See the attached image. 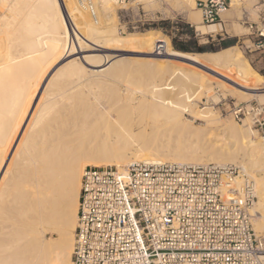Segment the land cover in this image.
<instances>
[{
	"label": "bare ground",
	"instance_id": "obj_1",
	"mask_svg": "<svg viewBox=\"0 0 264 264\" xmlns=\"http://www.w3.org/2000/svg\"><path fill=\"white\" fill-rule=\"evenodd\" d=\"M8 1L0 0V5ZM146 1L151 2L152 0ZM66 2L65 0H63V3L62 0H16L13 6L12 4L10 5L13 8L11 10L12 13L15 11L19 15V27L15 29L18 35L16 32H13L14 34L10 33L11 37L9 35V39L12 38V43H9L10 49H8L10 53L6 51L8 59L0 62V155L3 154V151H7L10 146H13V148L5 166L3 165V171L0 173V191L5 179L4 173H7L8 164L13 156L18 161V158L24 153L23 151L28 150L29 152L36 144L37 154L35 157H38L37 160L40 163H37L38 166L36 165L37 168L32 173L28 172V181H26L27 178L24 181H20V179L19 181L14 180L13 184L15 188L9 187L11 182L6 184L8 188L5 187L7 188L5 191L8 194H11L10 192L13 194V196H10L11 198L13 197L14 204L11 206H13L14 215L13 217H11V214L10 216L8 215L7 219L9 222H13L8 227L9 233L7 232V234L10 236L6 239L0 236V238L5 239V241L0 242V264H73L74 233L77 226L81 178L85 167V163L82 161L83 156H86L87 158H83L88 159L95 166L117 165V168L123 174H126V171L134 162L165 159H171V161L165 160L166 162L176 163L196 162L216 163L225 166L232 165L237 170L238 166H240L242 174L248 175L249 183L253 185V196L258 197L253 210L256 212L258 219L264 218V142H261L260 139H253L256 131L252 129V116L249 115L241 118L240 121L238 120L231 125L220 127L216 132L211 131L203 135H196V132L193 131H189V133L179 131L185 122V112H188L193 118H209L210 111H196L189 104L190 101H193L199 95L198 93L201 90L206 89V87L207 89H211L206 86L208 84H206V81L222 82L236 92H244V90L257 91V96L261 97L264 96V89L259 84H264V76L252 67L249 60L235 46L216 52H181L172 48L169 40L162 39L157 29H149L145 33H130L124 36L111 28V31L103 35H96L91 40L80 29L84 28L90 32V27L87 28L90 25L86 27L84 24L94 22L93 17L90 15L88 18V16L83 14L82 9L85 8L82 7L80 0L78 1L80 7L76 3V5H70V3L67 4ZM97 2L101 3L99 5L100 8L102 4L110 6H102L106 8V11L107 8H115L109 5L113 1L97 0ZM179 2H187L189 5H192L194 0H180ZM96 10L97 16H100L98 15L100 9L96 8ZM111 14L113 15V11ZM96 18V20L99 19L98 17ZM193 18L197 20L195 22L196 25H194L196 30L203 35L208 33L212 28L216 29L215 32L225 29V25L220 23H201L199 15L195 14ZM8 21L7 23H9ZM14 21L12 20V22ZM102 36L104 39L97 38ZM72 37L78 41V46L74 45ZM84 39L93 43L96 47L95 50L98 47H103V43L114 42L133 48V52H140V50L137 51L138 49H135L142 46L150 49L162 47L165 48V51L163 53H156L164 54L167 57L177 56L183 59L176 61L177 67L171 70H169L170 68L157 66V71L160 69V72L154 76L159 79L154 80L149 85L150 87L142 92L143 95H140L143 96V100L146 99L151 103L154 102L159 106L160 111L165 113L164 118L168 124L154 130L156 131V137H147L142 141H137L136 136H128L130 138L122 140H118L116 136H112L105 137V139L103 138L98 143L88 141L87 144L82 139L78 141L80 144L78 143L77 145L74 142L75 140L66 141L68 138L67 134H65L67 138L63 137L65 140L62 138V133L56 128L60 120L58 121L57 118L53 121L50 120L52 118H49L50 112L54 107L52 104L56 103L53 97H47L46 95L47 98L45 100L47 99L48 103L46 104L45 100V102L42 100L41 104L39 102L40 106L34 114L35 108L38 105V100H35V96L42 83V74L52 66L50 63L47 65V63L59 52L62 53L63 51L62 56L65 55L64 53L67 56L71 54L76 56L61 66L55 67L56 69L50 70V75L47 74L46 83L47 85H51V74L56 72L55 75L58 77L54 84L58 89L61 87L59 85L62 84V81H66V79H70V82L77 84L72 87H83L85 89V87L96 84L102 85L101 83H105V80H109L111 76L126 72L128 68H126V62L123 60L124 57L120 54H112L102 62L97 61L98 55L91 51L92 49L88 47L89 45H86L83 41ZM154 44L155 46H153ZM147 52L154 51L148 50ZM84 63L89 64L93 68L86 67ZM44 67L46 70H43ZM198 71H205L207 76L210 77L202 80L197 75ZM160 78L162 80L164 78L175 79L178 83L175 82L177 85L171 86L169 82L160 81ZM68 83H65V85ZM49 85L47 86L48 90L51 87ZM52 86L54 88V85ZM175 86H179L178 94L180 101L167 99L162 96L163 92L170 88L173 89ZM69 88L71 89V87ZM70 89L68 90L70 91ZM65 93L67 92L65 91ZM60 95L57 99L61 98L62 95ZM262 99L264 98L262 97ZM53 112L52 115L54 116ZM71 114L69 113V115ZM33 115L35 116L33 117ZM58 117L60 118V116ZM48 118L51 121L50 123H56L54 128L58 130H55L57 133L53 139L52 137L55 133L52 136L50 135L51 138L49 139H51V142L49 140H47L49 142H45L46 139L44 140L43 132L41 134L39 132L36 133V131L44 128L45 123H49ZM28 132L32 134L36 133V135L32 136ZM24 134H26L25 138ZM45 136H47L46 133ZM218 137L222 138L218 139ZM3 163L0 162V166ZM22 173L20 174L22 175ZM14 177L13 179H15ZM241 178L236 176V178L232 179L234 183L229 184L228 188L224 191L225 200L234 197L231 191L228 190L229 188L235 192L240 191V197L243 198V179ZM3 194L4 192L0 194V201L5 196ZM10 202L12 203V201ZM3 210L7 212L6 209ZM260 222L259 224L256 223L257 230H254L256 234L260 232L261 235V231H264V221H262L263 223ZM3 226H6V224ZM48 231L57 232L58 238L55 240L54 238L53 240L48 239L46 236ZM12 235L14 236L12 237Z\"/></svg>",
	"mask_w": 264,
	"mask_h": 264
},
{
	"label": "built area",
	"instance_id": "obj_2",
	"mask_svg": "<svg viewBox=\"0 0 264 264\" xmlns=\"http://www.w3.org/2000/svg\"><path fill=\"white\" fill-rule=\"evenodd\" d=\"M131 1L137 0H114ZM80 3L97 17L94 0ZM232 3L196 0V7L203 24L225 25L222 14ZM258 4L262 19L246 18L248 43L243 44L264 53V0ZM223 31L207 35L224 39ZM226 104V112L238 120L251 115L264 139V102ZM237 172L232 165L162 160L134 162L126 174L112 165L86 166L73 264H264V235L253 227L249 208L255 196L248 177L243 198L235 191L233 198H224Z\"/></svg>",
	"mask_w": 264,
	"mask_h": 264
},
{
	"label": "rangeland",
	"instance_id": "obj_3",
	"mask_svg": "<svg viewBox=\"0 0 264 264\" xmlns=\"http://www.w3.org/2000/svg\"><path fill=\"white\" fill-rule=\"evenodd\" d=\"M15 1L16 0H9L7 3L6 2L3 3V5H5V6L0 5V18H1L0 19V26H1L0 27V30H1L0 31V49H1L0 50V54H1L0 55V62L1 61L3 62L4 60L8 59L7 58L8 54L6 55V51L9 52L10 44L12 43L11 42L12 38L9 39V35L11 37V34L13 32H16V34H17V31L15 29H17L19 27L18 26L19 25V15H17L18 13L13 11L15 13L14 14L11 11L13 9L12 6H13ZM65 1H67L66 2L67 4L70 3V5L71 4L74 5L76 3L79 6V4H78L79 0H65ZM94 1L97 4L96 8L98 10L99 9L101 10V8H102L101 11L99 10L98 15H100V16H97L99 19L96 20L97 18H92V19H94V22L92 21V23L89 22V23L84 24V26H86V27L88 25H90L87 27V28L90 27L89 28V29H91L90 32H88L87 29H84V28L80 29L81 32L83 34L87 35L88 38L91 40L93 38H95L96 35H103V34L107 33L108 31H111L112 30L111 28L116 30L117 33H119L120 35H124V36H127L130 33H145L149 29H157L160 32L159 35L161 36L162 39L169 40L171 42L172 48H174L178 51H181V52H191V53H194V52H199V53L216 52V51L222 50V49L227 48V47L235 46L237 48V50L244 57H246L249 60L252 67L254 69H256L262 76H264V53L260 52L258 50H249L243 44V42L247 39L246 38L247 36L245 34L248 32V29L246 27L247 24H245L246 18H248L251 21H256L258 23L260 22V15L258 16V14L261 13L260 11L262 10L263 7L258 4V0H233L232 6H234L236 9L234 7L233 8L231 7L229 10L225 11L222 14V17H223L225 24H226L225 29L228 33L224 29V31L222 33H224L223 38H225V39H219L217 37V39H215V40H213L211 36L207 35L210 32H215L216 31L215 28L210 29L209 32L206 33L205 35H202L200 32H198L199 34H196L197 30H196L194 25H196L195 22H197V20L195 18H193V16L195 14L199 15L200 16V22L203 23L201 11L196 7V0H194L192 5H189L187 2L181 3V2H179L180 0H152L151 2H147L146 0H137V1H131V2H128L125 4H117L114 2V0H110L111 2L113 1V3H111L109 5H111V7H115V8L114 9L107 8V11H106L105 7H107L108 5L102 4V6H105V5L106 6L105 7L101 6V8H100L99 5L101 3H98L97 0H94ZM10 2H12V3H10ZM62 3H63V0H62ZM11 4H12V6L10 7ZM236 4H238V5H236ZM1 6H3V7H1ZM108 7H110V6H108ZM8 9H10V10H8ZM108 9H109V11H108ZM82 11H83V14L88 16V18H89L90 13L87 12L88 10L82 9ZM110 11L111 12L113 11V15L111 14ZM16 17H18L17 18L18 21H17ZM12 20L13 21L16 20V21L12 22ZM7 21L9 23H7ZM176 23H179L178 27H177ZM8 25H10V26H8ZM108 26H110V27H108ZM107 28H109L110 30ZM13 30H15V31H13ZM191 33H193V34H191ZM5 35H6V37H5ZM5 38L6 39L8 38V40H6ZM97 38L104 39L103 36L97 37ZM174 39L178 42L196 39L197 43L199 45H210V48H207L204 50H196V49L182 50V49L176 48L174 46V44H173ZM224 40H233V43H228L225 45L223 43ZM83 41L86 43V45H89L88 47L90 49H92L91 51L93 53L98 55L97 61L102 62L109 55L120 54L122 57H124L123 60L126 62V68H128L129 70L127 69L126 72H124V73H117L114 76H111L109 80H105L106 81L105 83L104 82L101 83L102 85L99 84L100 86L97 84L93 85V86H88V87L84 86L85 89L83 87L82 88L72 87L76 83L70 82V79H66V81L65 80L62 81V84L59 85L61 87H59V89L56 88L54 83L57 81L58 76L55 75L56 72H54L51 74L54 77L51 76V80H52L50 83L51 85L48 84L51 87L48 90L47 89L48 85L46 83V80H47L48 75H50V73H49V72H51L50 70L54 69L55 67L57 68V67L61 66L62 64H64L67 61L75 58V56H76L74 54L67 56L66 53H64L66 56L65 55L62 56L63 51H62V53L59 52L58 54L53 56V58H52L53 60L50 59V62L47 63V65H49V63H50L52 66L49 67L48 70L44 74H42V79H41L42 83L38 89L36 96H35V100L36 101L38 100V105H37V108H35L34 114H35L36 110L39 108L42 100L44 101L45 98L50 97V96L53 97V99L56 100V103L52 104V106H54V107H53V109L51 108L52 111L50 112L51 115L49 116V118L55 117L53 119L52 118L50 119L52 121L55 120L56 118L58 121L60 120L59 122L56 121V122H58V125L56 126V128L59 129V131L62 133V138L68 137L66 139V141H70V140L74 141L75 140L74 142H76L77 145H78V143L80 144V142H78V141H81L82 139H83V141L85 140V143L87 144L88 141L98 143L99 141H102L103 138L105 139V137H112V136H114V137L116 136V138L118 140H122L124 138H130L131 136H134V137L136 136L137 141H142L143 139H146L147 137H156V135H155L156 131H154V130L160 129L163 126L168 124L166 119L164 118L165 113L161 112L159 106H157L154 102L151 103L150 101H148L146 99L143 100V96H140V95H143L142 92H144V90L148 89L150 87L149 85H151V83L154 80L159 79V78H156L154 76L158 72H160V69L157 71V68H158L157 66L170 68L169 70H171V69H174L177 67L176 61L183 60V59L180 57H177V56L167 57L164 54H159V53H163V51H165L164 50L165 48H162V47L161 48L160 47H158V48L153 47L152 49H150V48L142 46V47H138L135 49V50L138 49L137 51L140 50V52H135V51L133 52L132 51L133 48H129L127 46H123V45H120V44H117L114 42H109V43H103V47H98L95 50L96 47L93 43L89 42L86 39H84ZM72 42H74V45L78 46V41H76L73 37H72ZM245 42L248 43V41H245ZM153 46H155V44ZM148 50H151L154 52H147ZM156 52H159V53H156ZM59 54H60V56H59ZM59 57L60 58L62 57V58L60 59ZM97 61H95V62H97ZM85 64L86 63H84V65ZM86 67L93 68L89 64H86ZM43 70H46V68L44 67ZM205 71H198V73H197V75L199 77H201L202 80H205V79L210 77V76H207L206 72H208V71H206V72ZM153 76H154V78H153ZM168 79L164 78L162 80L160 78V81L162 80L163 82H167V83L169 82V84L171 86L177 85V84H175V82L176 83H178V82L175 79H172V80L170 78H168ZM64 82L65 83L69 82L71 84L68 83L69 85L68 84L65 85ZM206 84H207L206 86L210 87L211 89H207V87H206L207 90L205 88L203 90H201L202 92L200 91V93H198L199 95L197 94L198 96L193 101H190L189 104L196 111H200V112L201 111H208V112L210 111L209 118L208 119L207 118L205 119L204 117L193 118L190 114H188V112L187 113L185 112L184 113L185 122H184V125L182 126V128L179 129V131H184V132H188V133H189V131H193V132H196V135H203V134H206V133L211 132V131L216 132L220 127L228 126V125H231V124L235 123L236 121H238V119L234 118L232 115H230L226 112V110H225L227 108L226 103H228V101L264 102V99H262V97L264 98V96H261V97L257 96L258 95L257 91L244 90V92H236V91H233L231 89V87L223 84L222 82L210 81V80L206 81ZM52 85H54V88ZM222 85H225V86H222ZM63 86H65V87H63ZM259 86L264 89L263 83L259 84ZM69 87H71V89ZM45 88H46V90H45ZM178 88H179V86H175V88H173V89H171V88L167 89L165 92L162 93V96L167 98V99L180 101L179 94H178ZM57 89H58V92H57ZM68 89H70V91ZM229 89H231V90H229ZM42 90H43V92L41 93ZM47 90H48V92H47ZM45 91L47 92V94ZM65 91L67 93H65ZM60 93L62 96L60 95ZM263 93H264V91H263ZM46 95H47V97H46ZM59 95L61 96V98L57 99L59 97ZM43 97H44V99H43ZM139 97H140V99H139ZM145 100H146V102H145ZM39 102H40V104H39ZM45 103L47 104L48 102L46 101ZM42 105H43V102H42ZM69 109L71 110L73 115L71 114V112H69L70 111ZM82 111L84 114L82 113ZM52 112H53L54 116L52 115ZM55 113L56 114L58 113L60 115H58V114L56 115ZM69 113L71 115H69ZM79 114H81V115H79ZM34 116L35 115H33V117ZM58 116H60V118ZM49 118L47 120H49ZM78 119H79V121H78ZM31 120H33V118H31ZM50 120H49V123H45V125L43 126L44 128L42 127L43 128L42 130L38 129L39 131H36V133L39 132L40 134L43 132L42 135L44 134L43 135L45 137L44 140L46 139L45 142H49V141L51 142V139H49V138H51L53 133H55L52 137V139H53L55 137L57 131H58L56 128H54L56 123H53V122L50 123L51 122ZM70 121H72V122H70ZM74 123H76V124L78 123L77 126ZM61 124H62V126H61ZM69 124H71V125H69ZM92 124H93V126H92ZM62 129H64L65 131ZM71 129H72V132H71ZM76 129H77V132H76ZM252 129H254L256 131V135L254 134L253 139H256V140L260 139L261 142H264L262 134L257 130V128L255 126H252ZM44 130H45V132H44ZM55 130H57V131H55ZM36 133L32 134L30 132L29 134H32V136H33V135H36ZM45 133L47 134V136H45ZM65 134H67L68 136ZM42 135H40V136L43 138ZM23 136L25 138L26 134H24ZM27 136H31V135H27ZM40 136H38V137H40ZM128 136H130V137H128ZM84 137H86V138H84ZM221 138L218 137V139H221ZM22 139H21V142H22ZM96 139H98V140L96 141ZM214 139H217V138H214ZM47 140H49V141H47ZM223 141L225 142L224 138H223ZM32 146H31V148H33ZM35 146H36V144L34 145L33 149L29 150V152H28V150L23 151L24 153H22V155L18 158L19 162L17 160H15V157L13 156L10 163L8 164V167H7L8 170H6L8 175H7V173H4L5 179H4V182L2 183L0 194L4 192L3 195H5V196H3V200L0 201V206L4 204L3 206H1L0 212L3 209H6L7 212H10V213H7V212H4V210H3L2 213L0 214L1 215L0 216V223H1L0 224V227H1L0 228V236L4 237L5 239L8 236H10L9 234H7L8 230H9L8 227L10 226V224L13 223V222L7 221L8 215L10 216V214H11V217H13V215H14L13 206H11L14 204L13 197L11 198V196H13V194H12V192H10L11 194H8L7 191H5L8 188L7 187L8 185H6V184H9V182H11L10 185L12 184V186L9 185V187L15 188L14 184H13L14 180L19 181V179H20V181H22V180L24 181V179H26V178H27L26 181L29 180L28 174L30 172L32 173L33 170L35 168H37V166H38L37 163H40V161L37 160L38 157H35V155L37 154V152H36L37 150H36ZM12 148H13V146H10V148H8L7 151L6 150L3 151V154L5 152L4 155L3 154L0 155V162H4L2 164V166H0V173L3 171L5 163L7 162L8 158L12 152ZM83 157H86V156H83ZM83 157H82V161H83V163H85L84 164L85 167L89 166V165H93L91 161L86 159L87 157L86 158H83ZM165 160L171 161V159H169V160L165 159ZM165 160H162V161H165ZM37 161H39V162H37ZM173 161H175V160H173ZM16 163H17V165H16ZM28 163H30L31 165ZM24 165H26V166H24ZM101 166H106V165H101ZM112 166L117 167V165H112ZM238 169H240V166H238ZM16 170H18L19 173ZM22 171L24 174L22 173ZM20 173H22V175ZM242 173L243 172L240 169V173L237 172L234 177L235 178H236V176L238 178L243 177L241 179H243V182H244V178L248 177V175H243ZM13 177L15 179H13ZM33 181H35V180H33ZM252 182H254V181H252ZM232 183H234L233 180H232ZM5 187H7V188H5ZM27 187H28V185H27ZM29 187H30V185H29ZM2 188L4 191L2 190ZM11 190H13V189H11ZM228 190L231 191L232 195H234L233 194L234 191L232 189L230 190V188H229ZM237 193L239 195H241L240 191H238ZM229 195H231V194H229ZM4 197H6V198H4ZM5 199H6V201H5ZM257 200H258V197H255L253 205L249 208L250 214L252 217L253 227L255 230H257L256 227H257V224H259L260 220L264 221L263 220L264 218L258 219L257 218L258 216H256V212L253 210ZM9 201H12V203L11 202L9 203ZM6 205H8V206H6ZM5 217H6V219H4ZM1 221H3V222H1ZM262 221L260 223H263ZM5 224H6V226H3ZM50 232L51 231H48L46 233V236L48 239L50 238L53 240V238H54V240H55L58 238L57 232H54V231L51 233ZM257 234L260 235V232ZM261 235H264V231H261ZM13 236L14 235H12V237ZM5 239L0 238V242L5 241Z\"/></svg>",
	"mask_w": 264,
	"mask_h": 264
},
{
	"label": "trees",
	"instance_id": "obj_4",
	"mask_svg": "<svg viewBox=\"0 0 264 264\" xmlns=\"http://www.w3.org/2000/svg\"><path fill=\"white\" fill-rule=\"evenodd\" d=\"M177 27L179 26V23H176ZM193 34V33H191ZM223 43L226 45L228 43H233V40H224ZM173 44L176 48L182 49V50H190V49H196V50H204L207 48H210V45H199L197 43V40H189V41H176L173 40Z\"/></svg>",
	"mask_w": 264,
	"mask_h": 264
},
{
	"label": "crops",
	"instance_id": "obj_5",
	"mask_svg": "<svg viewBox=\"0 0 264 264\" xmlns=\"http://www.w3.org/2000/svg\"><path fill=\"white\" fill-rule=\"evenodd\" d=\"M260 14H258V16H259ZM262 19V16L260 15V20ZM225 26H226V24H225ZM225 39V38H224ZM230 39V38H229Z\"/></svg>",
	"mask_w": 264,
	"mask_h": 264
}]
</instances>
